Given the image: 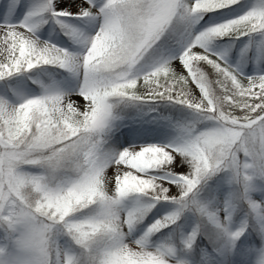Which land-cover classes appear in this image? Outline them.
<instances>
[{
  "label": "snow or ice",
  "instance_id": "snow-or-ice-1",
  "mask_svg": "<svg viewBox=\"0 0 264 264\" xmlns=\"http://www.w3.org/2000/svg\"><path fill=\"white\" fill-rule=\"evenodd\" d=\"M0 264H264V0H0Z\"/></svg>",
  "mask_w": 264,
  "mask_h": 264
}]
</instances>
